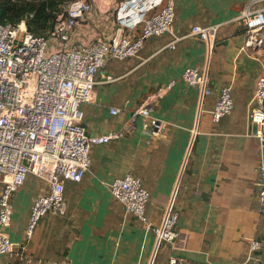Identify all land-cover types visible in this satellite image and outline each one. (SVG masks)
Listing matches in <instances>:
<instances>
[{
    "label": "crops",
    "instance_id": "obj_1",
    "mask_svg": "<svg viewBox=\"0 0 264 264\" xmlns=\"http://www.w3.org/2000/svg\"><path fill=\"white\" fill-rule=\"evenodd\" d=\"M249 1L174 0V32L181 38L175 49L165 34L148 39L133 58L107 62L97 74L94 100L81 106L83 125L89 136L124 131V137L93 148L83 180L65 184L64 211L46 215L31 239L25 234L31 208L49 184L27 176L12 199L9 225L0 226L14 245L0 264H169L171 257L257 264L249 243L257 239L264 246L258 188L264 147L250 104L264 69V46L242 50L247 34L240 18ZM194 26L213 28L210 42L192 35ZM258 37L264 39V30ZM187 68L208 76L211 96L184 81ZM224 88L231 89L234 110L217 123L211 112ZM156 95L150 117L161 128L153 134L144 127L147 118L131 120ZM112 108L119 113L112 115ZM128 174L150 193L146 215L153 227L179 213L173 245L158 243L111 194V182ZM2 189L0 182V194ZM256 256L264 264V247Z\"/></svg>",
    "mask_w": 264,
    "mask_h": 264
},
{
    "label": "built area",
    "instance_id": "obj_2",
    "mask_svg": "<svg viewBox=\"0 0 264 264\" xmlns=\"http://www.w3.org/2000/svg\"><path fill=\"white\" fill-rule=\"evenodd\" d=\"M262 4L264 0H250L242 13L240 22L247 34L243 51L264 46V39L258 37L264 30V8H258ZM92 13L90 0H74L62 7L54 29L46 36L28 31L33 14L26 15L18 24L0 22V182L3 183L0 226L9 225L12 199L29 174L49 184V191L38 196L32 205L25 232L27 239L33 238L46 215L64 211L65 184L83 180L92 165L93 148L125 135L120 131L89 136L83 125L81 106L94 100L98 72L110 60L125 61L137 56L152 37L169 34L173 38L168 45L170 49H175L181 39L174 32V0H123L115 11V34L106 39L76 41L78 26L88 21ZM212 29L194 26L191 34L210 42ZM183 79L189 86L200 88L203 97L211 96L209 78L197 68H187ZM156 97L151 96L134 112L131 125L141 115L149 120L144 127L158 134L161 122L150 117ZM250 106L255 136L264 147V69ZM233 110L231 89L224 88L211 112L212 119L218 123ZM110 113L117 115L119 110L112 108ZM258 174L259 203L263 210L264 158ZM109 190L126 212L146 224L158 243H175L179 213L173 212L162 225L153 227L146 215L150 193L140 178L130 174L117 178ZM263 247V242L257 239L249 243L251 258L257 264H263L256 256ZM13 249L9 237L0 232V256L12 253ZM169 264L196 263L171 257Z\"/></svg>",
    "mask_w": 264,
    "mask_h": 264
},
{
    "label": "trees",
    "instance_id": "obj_3",
    "mask_svg": "<svg viewBox=\"0 0 264 264\" xmlns=\"http://www.w3.org/2000/svg\"><path fill=\"white\" fill-rule=\"evenodd\" d=\"M74 0H0V22L18 24L28 14L31 33L46 36L54 29L62 7Z\"/></svg>",
    "mask_w": 264,
    "mask_h": 264
},
{
    "label": "rangeland",
    "instance_id": "obj_4",
    "mask_svg": "<svg viewBox=\"0 0 264 264\" xmlns=\"http://www.w3.org/2000/svg\"><path fill=\"white\" fill-rule=\"evenodd\" d=\"M93 13L90 19L81 23L75 35L76 41H91L98 38L106 39L117 31L115 11L123 0H90ZM264 58V53H263Z\"/></svg>",
    "mask_w": 264,
    "mask_h": 264
},
{
    "label": "water",
    "instance_id": "obj_5",
    "mask_svg": "<svg viewBox=\"0 0 264 264\" xmlns=\"http://www.w3.org/2000/svg\"><path fill=\"white\" fill-rule=\"evenodd\" d=\"M28 31H30V27L28 26Z\"/></svg>",
    "mask_w": 264,
    "mask_h": 264
}]
</instances>
